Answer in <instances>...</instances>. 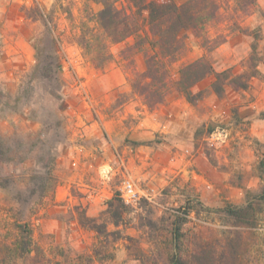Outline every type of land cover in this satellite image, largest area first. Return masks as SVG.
Returning <instances> with one entry per match:
<instances>
[{
	"label": "rangeland",
	"instance_id": "obj_1",
	"mask_svg": "<svg viewBox=\"0 0 264 264\" xmlns=\"http://www.w3.org/2000/svg\"><path fill=\"white\" fill-rule=\"evenodd\" d=\"M114 4L135 32L98 67L82 24L101 3L0 0V240L29 236L40 264H169L177 234H238L264 264V0ZM37 7L60 38L58 82L37 70ZM249 203L251 225L221 211Z\"/></svg>",
	"mask_w": 264,
	"mask_h": 264
},
{
	"label": "trees",
	"instance_id": "obj_2",
	"mask_svg": "<svg viewBox=\"0 0 264 264\" xmlns=\"http://www.w3.org/2000/svg\"><path fill=\"white\" fill-rule=\"evenodd\" d=\"M89 1V0H88ZM102 4V8L97 12H91L87 19L95 23L93 27L87 23L82 24L83 31V48L86 54H91L96 65L103 67L112 58L107 47L109 43L121 41L125 37L132 35L135 32V23L132 17L121 11L115 6L116 0H92ZM152 9H150L151 11ZM150 13L154 17L153 11ZM178 9H170L164 15L169 16V19L178 18ZM163 15V16H164ZM33 22L40 21L44 27L36 38L38 44L43 45L47 49L46 56L42 63L38 66L39 77L47 82H58L59 71V42L60 38L56 30L53 18L39 7L28 15ZM36 48H37V43ZM34 44V45H35ZM2 154V143L0 139V157ZM1 161V159H0ZM260 167L264 169V160L260 162ZM2 184H0L1 186ZM264 198V192L261 195ZM222 212L235 219L234 227L238 228L243 223L247 225L253 224L254 206L249 203L243 207L227 206L222 208ZM251 220V221H250ZM24 232L25 226L17 225ZM193 240L184 234L174 236L176 248L178 252L171 254L169 264H246L244 250L242 248V240L238 234L233 237H225L223 240H218L216 243L212 241H204L197 234L193 236ZM187 243L186 250H181V246ZM221 241H223L221 243ZM213 244H215L216 249ZM32 241L29 236H21L11 241L0 240V264H16L15 259H22L23 264H40L35 261L31 255ZM190 245L194 249L190 248ZM190 248V249H189Z\"/></svg>",
	"mask_w": 264,
	"mask_h": 264
},
{
	"label": "built area",
	"instance_id": "obj_3",
	"mask_svg": "<svg viewBox=\"0 0 264 264\" xmlns=\"http://www.w3.org/2000/svg\"><path fill=\"white\" fill-rule=\"evenodd\" d=\"M104 176H108V171H104ZM121 192V197L126 201V202H135L136 199L138 198V194L133 187V185L129 182L126 181L123 183L122 187L120 188Z\"/></svg>",
	"mask_w": 264,
	"mask_h": 264
}]
</instances>
